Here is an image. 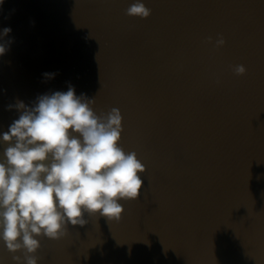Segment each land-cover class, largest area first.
<instances>
[{
  "label": "water",
  "instance_id": "water-1",
  "mask_svg": "<svg viewBox=\"0 0 264 264\" xmlns=\"http://www.w3.org/2000/svg\"><path fill=\"white\" fill-rule=\"evenodd\" d=\"M133 2L0 3V134L21 114L8 105L72 86L120 110L146 168L119 221L38 237L39 264H264V0H143L146 19ZM12 255L0 241V264Z\"/></svg>",
  "mask_w": 264,
  "mask_h": 264
},
{
  "label": "clouds",
  "instance_id": "clouds-1",
  "mask_svg": "<svg viewBox=\"0 0 264 264\" xmlns=\"http://www.w3.org/2000/svg\"><path fill=\"white\" fill-rule=\"evenodd\" d=\"M126 15L146 19L151 9L134 0ZM9 32L5 28L2 35ZM215 44L221 47L225 40ZM6 50L0 43V56ZM233 70L246 73L242 64ZM94 102L69 86L38 96L31 107L22 101L8 105L21 114L0 134L7 145L0 159V241L15 264H39L38 237L60 239L69 224L88 222L85 213L119 221L125 212L120 201L141 195L146 168L136 152L120 146V110L97 115Z\"/></svg>",
  "mask_w": 264,
  "mask_h": 264
}]
</instances>
